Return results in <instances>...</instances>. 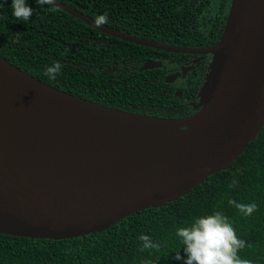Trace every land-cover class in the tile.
<instances>
[{
	"label": "water",
	"instance_id": "95a60500",
	"mask_svg": "<svg viewBox=\"0 0 264 264\" xmlns=\"http://www.w3.org/2000/svg\"><path fill=\"white\" fill-rule=\"evenodd\" d=\"M55 7L126 42L174 54L208 56L213 61L195 114L164 119L68 94L0 56V63L13 79L81 116L88 122L89 131L95 128L120 133L126 127L113 122L120 116L161 124L175 122L176 126L166 135L150 133L147 137L137 134V129L127 131L120 142H138L126 153L121 149L95 153L87 148L82 135L77 136L81 149L46 139L45 149H38L42 155L36 156L24 145L36 147L14 130L0 101L1 234L66 240L106 231L141 210L176 201L210 176L228 170L263 129L264 0H232L222 39L206 48L174 47L141 39L104 25L97 27L93 19L57 0ZM144 67L168 70L172 63L153 60ZM180 74L166 81L177 85L184 76ZM91 132L95 134V130Z\"/></svg>",
	"mask_w": 264,
	"mask_h": 264
},
{
	"label": "trees",
	"instance_id": "16d2710c",
	"mask_svg": "<svg viewBox=\"0 0 264 264\" xmlns=\"http://www.w3.org/2000/svg\"><path fill=\"white\" fill-rule=\"evenodd\" d=\"M115 31L182 48H206L223 37L232 0H57ZM12 0H0V56L38 80L87 101L164 119L195 114L209 66L189 76L183 94L167 82L170 70L145 69L149 61L191 63L199 56L174 54L105 34L52 5L26 0L28 21L12 16ZM22 33L17 42L15 34ZM202 58L204 56H201ZM63 67L55 80L44 75L53 62ZM201 61L199 62V64ZM196 64V65H199ZM257 210L244 216L229 201ZM219 211L246 241L239 253L264 264V127L226 171L210 176L189 194L161 208L141 210L101 233L66 240L33 239L0 233V264H183L176 229ZM140 235L159 250L141 251Z\"/></svg>",
	"mask_w": 264,
	"mask_h": 264
},
{
	"label": "bare ground",
	"instance_id": "6f19581e",
	"mask_svg": "<svg viewBox=\"0 0 264 264\" xmlns=\"http://www.w3.org/2000/svg\"><path fill=\"white\" fill-rule=\"evenodd\" d=\"M0 101L6 107V112L9 115L8 119L14 126V130L21 133L22 138L29 139L30 144L32 143L36 147L35 149L24 145L36 156L42 155L38 149H45L44 142L46 139L55 140L59 144H65L70 148L81 149L77 142V136L82 137V135L84 136L83 142L87 143V148L94 149L95 153L110 149L112 151L121 149L126 153L134 143L138 142L136 139L133 143L120 142L122 140L121 137L127 131L137 129L140 130L135 131L137 134L147 137L150 133L166 135L176 127L173 125L175 122L161 124L144 118L120 116L114 118L113 122L126 127L122 132H104L97 131L95 128H89L90 131L95 130V134L90 133L88 128H86L88 122L81 116L74 115L70 111L67 112V110L57 103L49 101L29 86L24 85L23 82H17L16 79L10 76L8 70L1 63ZM108 145L112 147H106ZM47 147L49 149L48 145Z\"/></svg>",
	"mask_w": 264,
	"mask_h": 264
},
{
	"label": "clouds",
	"instance_id": "9594fccd",
	"mask_svg": "<svg viewBox=\"0 0 264 264\" xmlns=\"http://www.w3.org/2000/svg\"><path fill=\"white\" fill-rule=\"evenodd\" d=\"M40 6L52 5L49 11H57L55 0H36ZM12 16L17 20L28 21L32 17L33 10L28 7L26 0H12ZM108 22L107 14L97 16L94 23L100 27ZM17 42L22 33L15 34ZM62 65L53 62L44 70V75L55 80L61 73ZM244 216L250 217L256 210L255 202L244 204L230 200ZM176 236L182 245L184 257L176 253V260H183V264H252V261L241 258L240 251L246 247V241L241 239L228 217L219 211L205 216L197 217L187 227L176 229ZM138 240L142 242L141 251L159 250V244L154 243L148 235H140Z\"/></svg>",
	"mask_w": 264,
	"mask_h": 264
},
{
	"label": "flooded vegetation",
	"instance_id": "af4514ba",
	"mask_svg": "<svg viewBox=\"0 0 264 264\" xmlns=\"http://www.w3.org/2000/svg\"><path fill=\"white\" fill-rule=\"evenodd\" d=\"M201 61V63L199 64V62ZM164 62H170L172 63V68L168 69L170 70V74L167 75V78L169 76H173L176 73L180 72V75H184L182 76V78L180 79L179 83L177 85H174L175 87H177V91L181 92V95L183 94V89L182 88H186L187 86V81L189 79V76L192 72H194L195 67L194 66H200L201 71H203V69L206 67V70L208 68V66L210 65L209 63L211 62L210 57L208 56H204L203 58L199 56V59L195 58V60H193L191 63H185V64H181L180 66H178V64L173 63L172 61H164ZM199 64V65H196ZM205 79V77H204ZM177 92V94H178ZM181 95H177V96H181ZM194 108H198V100H196L195 102L192 103Z\"/></svg>",
	"mask_w": 264,
	"mask_h": 264
},
{
	"label": "rangeland",
	"instance_id": "374dc122",
	"mask_svg": "<svg viewBox=\"0 0 264 264\" xmlns=\"http://www.w3.org/2000/svg\"><path fill=\"white\" fill-rule=\"evenodd\" d=\"M197 59H199V58H197ZM210 59H211V62H210V63H212L213 60H212V58H210ZM210 63H209V64H210ZM178 94L180 95V92H178Z\"/></svg>",
	"mask_w": 264,
	"mask_h": 264
}]
</instances>
